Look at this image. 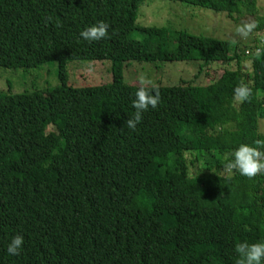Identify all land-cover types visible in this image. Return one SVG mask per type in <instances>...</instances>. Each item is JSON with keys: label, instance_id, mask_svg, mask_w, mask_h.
I'll return each mask as SVG.
<instances>
[{"label": "trees", "instance_id": "obj_1", "mask_svg": "<svg viewBox=\"0 0 264 264\" xmlns=\"http://www.w3.org/2000/svg\"><path fill=\"white\" fill-rule=\"evenodd\" d=\"M145 1L0 0V66L58 62L61 82L0 92V264H235L236 243L264 241V174L223 169L239 144L264 140V56L249 55L264 45L197 44L183 28L138 27ZM170 1L236 21L249 14L264 31L258 0ZM99 21L108 37L84 40L80 32ZM103 59L111 83L67 84L69 61ZM132 60L237 67L205 85H158L160 104L129 130L139 87L124 82ZM241 81L253 90L244 103L233 99ZM17 234L24 242L10 255Z\"/></svg>", "mask_w": 264, "mask_h": 264}, {"label": "rangeland", "instance_id": "obj_2", "mask_svg": "<svg viewBox=\"0 0 264 264\" xmlns=\"http://www.w3.org/2000/svg\"><path fill=\"white\" fill-rule=\"evenodd\" d=\"M258 6L259 14L264 16V0H258ZM248 19H255V17L244 14L240 15L236 21L224 12H215L192 4L170 0H146L140 6L136 25L138 27L175 26L183 28L197 36V44H200L206 37L229 40L232 42V46L235 44L251 45L255 40L261 43L255 33L246 39H242L236 34V27ZM131 35L139 40L144 37V33L139 30L133 31ZM126 64L124 68L125 83L139 85V77L146 74L155 86L176 85L181 80H191L195 85H205L215 79L214 73L223 71L222 67L230 69L237 67L233 62L224 66L215 63L201 69L202 62L198 60L143 63L132 60ZM249 64L246 62L245 68H249ZM66 73L67 84L74 87L97 86L111 83L113 80L112 64L109 59L72 60L66 65ZM60 84L58 62L51 61L37 67L17 69L0 66V92L46 91ZM259 128L260 132L264 134V119L259 120ZM174 225V219L167 221V226Z\"/></svg>", "mask_w": 264, "mask_h": 264}, {"label": "clouds", "instance_id": "obj_3", "mask_svg": "<svg viewBox=\"0 0 264 264\" xmlns=\"http://www.w3.org/2000/svg\"><path fill=\"white\" fill-rule=\"evenodd\" d=\"M59 27L60 25L57 24ZM259 22L255 19H248L235 29L236 34L246 39L252 34L260 37L261 44L264 45V32L257 33ZM109 24L104 21H99L84 28L80 32V36L89 42L99 41L108 37ZM256 58L264 56V46L256 47L254 52H250ZM253 95V90L249 84L241 81L233 90V99L236 102L244 103L250 101ZM161 102L160 91L153 81L145 74L139 77V87L135 92V99L132 105L135 108L133 116L126 120L129 130H136L138 123L142 121V114L151 107L155 109ZM195 155V153H194ZM223 169L227 174L234 171L249 179H254L256 176L264 174V140L256 139L253 144L241 143L233 152V159L228 160L223 164ZM225 178H230L226 176ZM24 237L20 234L15 235L7 247V252L10 255H19L23 245ZM235 251L238 258L235 264H262L264 261V241L254 243L239 242L235 245Z\"/></svg>", "mask_w": 264, "mask_h": 264}]
</instances>
